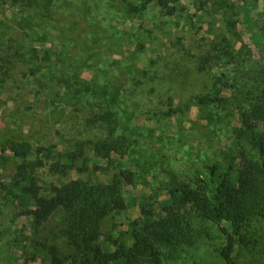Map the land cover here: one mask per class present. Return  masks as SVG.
Instances as JSON below:
<instances>
[{"label":"trees","instance_id":"obj_1","mask_svg":"<svg viewBox=\"0 0 264 264\" xmlns=\"http://www.w3.org/2000/svg\"><path fill=\"white\" fill-rule=\"evenodd\" d=\"M3 1L13 5L23 2L25 7L39 4V0ZM51 3L48 0L47 7ZM211 5L215 12H221L222 26L227 32L210 38L198 27L191 40L198 45L199 52L185 46L181 48L184 53L180 49L179 52L194 60L199 74L209 77L203 91L191 99L198 106L237 113L239 125L233 132L236 152L229 155L228 165L220 159H205L190 179L183 178L176 169L162 170L157 174L160 185L153 196L134 199L139 215L119 239L104 238V223L130 208L125 194L134 185L135 177L128 169H114L116 157L125 155L133 144L124 129L121 109L114 103L121 105L123 100H129L127 108L141 112L138 86L128 87L129 80L121 76L105 88L103 93L109 97L102 96L94 92L80 71L57 73L51 49L33 48L26 63L28 74L41 90L50 92V98L53 95L68 105L74 116L72 126L80 137L62 150L57 145L34 148L28 141H12L2 147L1 156L6 162L16 161L14 187L19 191L16 197L21 213L32 217L36 228L43 227L56 212L64 213L61 234L67 238L70 252L64 255L58 245H47L51 264L175 263L208 236L206 223L216 224L227 235L229 243L222 256L228 264H234L235 242L245 240L251 221L264 219V19L261 26L254 27L255 45L259 49L255 55L250 50L244 51L245 46L237 50L229 37L237 35L238 26L245 24L248 15L240 20V12L228 0H211ZM118 7L128 19L140 22L144 30V35H133L132 46L136 51L148 49L144 38L156 32L155 23L147 27L143 21L152 9L157 7L166 17L187 11L182 0H120ZM227 8L232 9L231 16L221 11ZM204 10L208 12L200 11ZM196 16L194 13L188 18L193 21ZM211 19L217 21L214 16ZM75 22L70 28L65 22L59 23L67 34L65 45L85 40L83 44L95 49L100 39L90 42L87 31L95 21L82 16ZM77 49L76 45L69 46L72 52ZM104 50L110 52L106 47ZM145 68V65L135 67L134 71L145 76ZM215 69L222 71L216 74ZM180 75L187 78L184 72L176 73L177 77ZM81 89L85 95L74 99ZM172 106L173 99L164 117L183 116L190 110V105ZM8 150L12 156L7 154ZM41 169L68 180L52 182L44 189L40 184ZM73 173L79 176L70 178ZM101 175L107 178L102 180Z\"/></svg>","mask_w":264,"mask_h":264},{"label":"rangeland","instance_id":"obj_2","mask_svg":"<svg viewBox=\"0 0 264 264\" xmlns=\"http://www.w3.org/2000/svg\"><path fill=\"white\" fill-rule=\"evenodd\" d=\"M51 1L48 7V0L25 7L23 2L13 5L0 0V264H51L46 246L52 244L58 245L64 255L70 252L67 238L61 234L65 226L64 213L56 212L43 227L36 228L33 218L21 213L16 197L19 193L14 187L16 161L6 162L1 156L2 147L12 141H28L34 148L57 145L62 150L80 137L72 126L74 116L68 105L52 94L50 98V92L41 90L28 74L26 63L33 55V48L51 49L57 73L80 71L92 84L94 92L102 96L109 97L103 93L105 88L121 76L129 80L128 87L138 86L141 112L134 113L127 108L129 100H123L121 105L114 103L121 109L124 129L133 142L125 155L116 157L114 169L133 171L135 183L125 194L130 208L105 221L104 238L124 236L140 212L134 199L140 201L153 196L160 185L157 174L162 170L176 169L183 178L190 179L205 159H220L228 165L229 155L236 152L233 132L239 125L237 113L198 106L196 100L191 99L203 91L209 77L199 74L194 60L179 52L184 46L194 53L199 52L198 45L191 40L198 27L210 38L227 32L222 26L221 12L214 11L211 0H182L187 11L172 17L163 16L157 7L152 9L143 21L147 27L155 23L156 32L144 38L148 45L144 51H136L132 46L133 35H141L144 30L140 22L128 19L119 9L120 0ZM228 1L240 12V20L247 15L249 18L238 26L237 35L229 34L231 42L237 50L245 46L244 51L258 54L254 27L261 26L264 19V0ZM221 11L226 13L224 15L232 14L230 8ZM194 13L197 16L192 21L188 15ZM82 16L95 21L87 30L90 42L100 39L95 49L83 44L85 40L69 41L65 45L67 34L62 32L59 23L65 22L70 28ZM211 16L217 21L213 22ZM72 45L78 46L74 52L69 50ZM143 65L147 69L145 76L134 71L135 67ZM220 71L222 69H215L214 73ZM179 72H184L187 78L177 77ZM84 91L81 89L73 98L85 95ZM171 98L172 108L190 105V110L183 116L164 117ZM7 154L13 155L9 150ZM39 174L44 189L52 182L68 180L46 169H41ZM78 176L73 173L70 178ZM205 226L206 238L189 248L175 263L166 264H228L222 256L223 248L229 243L227 235L214 223ZM246 236L244 241L237 239L234 244L233 263L264 264V219L251 221Z\"/></svg>","mask_w":264,"mask_h":264}]
</instances>
